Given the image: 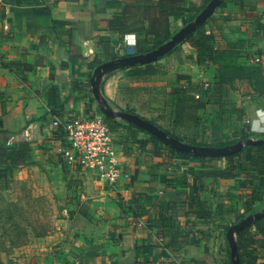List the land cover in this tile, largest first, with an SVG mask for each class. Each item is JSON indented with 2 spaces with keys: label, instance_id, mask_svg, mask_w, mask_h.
I'll use <instances>...</instances> for the list:
<instances>
[{
  "label": "crops",
  "instance_id": "obj_1",
  "mask_svg": "<svg viewBox=\"0 0 264 264\" xmlns=\"http://www.w3.org/2000/svg\"><path fill=\"white\" fill-rule=\"evenodd\" d=\"M147 1H162L168 7L172 37L188 24L186 21H198L213 2L168 0V5L167 0ZM220 1L223 4L214 8L208 28L216 53L235 49L242 63L250 64L260 57L259 64L264 68V0ZM140 2L0 0V130L3 126L8 130L9 144L28 141L32 148L30 163H48L69 180L73 178L85 190L82 198L88 199L84 212L88 216L77 212L64 218L56 230L23 246V258L19 261L21 264H29L31 260L34 264H236L233 245L227 234L229 245L224 247L221 230L224 226L226 230L231 225L237 226L253 215L250 218L255 221L258 217V221H252L253 226L246 233L254 238L251 244L254 252L249 261L264 264V206L252 214L260 198L243 197L249 190L239 185L245 171L232 177L200 173L226 169L229 158L220 157V153L250 145L252 140H264V101H239L241 107L227 106L229 110H237L225 130L235 137L224 147L204 146L225 149L219 153L191 147L190 137L195 132L191 134L188 126L175 122L176 112L171 120L163 121L165 127L141 116L140 110L130 112L151 123L150 128H145L122 116L119 110L104 105L99 109L104 100L102 91L97 90V78L131 67L115 65L98 73L97 65L129 56L127 40L138 41L144 36L134 25H127L121 33L111 23L115 16L123 15L124 6ZM192 32L173 47L175 51L169 57L157 61L176 65L175 71L192 83L204 81L212 85L219 64L216 59L201 62L203 58L188 40ZM192 57L195 64L191 63ZM159 71L151 75L122 74L121 80L117 74L110 76L104 85V99L124 105L121 91L130 89L135 78L156 77ZM116 78L118 86H123L120 89L113 86ZM190 82H184L183 87L187 88ZM103 109L119 123L114 129L116 141L124 168L131 174L116 185L96 181L91 172L65 158L62 131L53 124L56 117L71 119ZM199 124L194 127L198 130V141L207 138ZM155 127L160 133L154 131ZM172 146L203 155L177 153ZM30 163L12 173L20 174ZM5 173L0 171V185L7 182ZM177 192L180 202L188 198V212L175 217L176 206L167 202L169 194ZM233 238L237 243L238 232Z\"/></svg>",
  "mask_w": 264,
  "mask_h": 264
},
{
  "label": "rangeland",
  "instance_id": "obj_2",
  "mask_svg": "<svg viewBox=\"0 0 264 264\" xmlns=\"http://www.w3.org/2000/svg\"><path fill=\"white\" fill-rule=\"evenodd\" d=\"M162 27L165 28L164 24L160 23L158 29ZM141 39L143 40L144 37ZM159 41L155 40L154 43H159ZM140 47L141 49L153 48V46L143 43ZM177 49L180 51V47ZM174 51L175 48L171 52H166L150 60L158 65L159 76L138 77L133 80L130 89H127L128 86H124L127 90L120 93V98L125 102L124 105L112 99H104L103 90L110 76L117 74L116 77L121 80L122 74H127L130 70L119 68L115 73L106 74V77L103 75L98 77L97 90L102 91L101 97L104 100L102 104L100 103L99 109H102L104 105L107 108L119 110L121 115L123 112L140 110L141 113H138L141 116L160 127H165L163 121L171 120L177 111L178 96L186 89H190L183 87L184 82H190V80L187 77H181L175 71L176 65L170 66L164 61H157L163 56L169 57ZM225 51L221 50V53L216 56L219 64L217 75L226 84L224 98L220 101L215 100L216 102L205 101L204 105L200 107L198 124L200 123L199 125L205 132L204 136L207 137L200 138L199 141L202 144L229 143L235 137V134L225 131L229 129L232 118L235 116L225 115L222 112L223 108L231 105L241 107L242 104L239 101L248 103L264 101V68L259 64L260 62L242 63L237 50ZM194 60L192 57L191 63L195 64ZM117 78L113 86L120 89L123 86H118L120 82ZM197 83L190 82L188 86L191 87ZM207 128L210 130H205ZM187 129L191 134L194 131L196 138L198 130H194L193 126H189ZM5 175L6 186L0 189V264H21L19 260L23 258L21 254L23 246L31 245L35 237H42L56 230L60 221L72 216V213L87 212L88 199L82 198V193L85 190H81L82 187L73 178L69 180L64 173L48 163L33 162L26 166L20 174L12 173L10 175L6 171ZM92 176L96 181H100L94 173ZM76 184L77 187H75ZM68 213L70 214L68 215ZM229 227L235 229L237 226L235 224ZM221 231L224 232V247H227L229 245L228 229L226 230L224 226ZM234 235H237L236 230H234ZM29 264H34V261H29Z\"/></svg>",
  "mask_w": 264,
  "mask_h": 264
},
{
  "label": "trees",
  "instance_id": "obj_3",
  "mask_svg": "<svg viewBox=\"0 0 264 264\" xmlns=\"http://www.w3.org/2000/svg\"><path fill=\"white\" fill-rule=\"evenodd\" d=\"M167 4L170 3L167 0ZM223 4L222 1L219 2V6ZM162 7V9H161ZM168 7H165V3L162 1L151 2L147 0H142V2L136 5H126L123 7V15L115 16L111 27L113 29L119 30V32H124V28L127 25H134L142 33L144 39L139 38L137 44L134 47V53L130 55L143 56L150 53L152 50L160 47L167 41L171 39L173 33L169 29L168 21ZM199 12V10H198ZM130 16V14H132ZM210 15L203 19L200 24L194 29V31L188 36V40L191 46L195 47L197 54L203 58L201 62H207L212 59H216L217 54L212 38L208 35L211 21ZM191 21H186V24ZM160 23H163L165 28L158 29ZM151 36V37H149ZM155 40H160L159 43H154ZM70 42L72 43V37H70ZM151 45L153 48L147 47L146 49H141V45ZM155 46V47H154ZM172 50V49H171ZM169 50L168 52H171ZM228 52V51H225ZM154 61H145L143 63H138L134 65H129L131 70L128 71L129 75H151L158 72L159 68L156 67ZM107 63V62H106ZM105 63L97 65L103 66ZM94 64L90 63V67L94 68ZM210 83V82H209ZM190 86V85H189ZM189 90L186 89L182 94L178 96V104L176 111V123H181L186 126L196 127L198 125V118L200 116L199 109L203 105V102H214L215 100L220 101L224 98V90L226 89L225 81L220 79V76H216L214 83L208 88L203 87V83H197L191 85ZM192 92V93H191ZM195 94H199L200 97H196ZM215 101V102H216ZM225 115L235 114L236 109L229 110L227 106L222 109ZM106 120L110 127L114 130L117 128L119 123H115L112 119L111 114L106 115ZM115 123V124H114ZM8 130L5 126L0 130V171H9L12 174L14 169H19L24 165L31 162V145L28 141L23 140L14 143H8ZM177 140L179 136L172 135ZM158 138L157 136H155ZM159 139V138H158ZM232 141L229 142V144ZM191 147H224L228 143H213V144H202L195 137H191L189 141ZM172 149L177 153L190 154V155H203L202 152L182 150L172 146ZM220 157L227 156L229 158V165L226 169H216V170H202L200 173L205 174V176H219V177H232L238 175L239 172L245 171L243 174V179L240 180L239 185L241 188H249L248 192L243 194V197L260 198V203L258 208H256L252 214H257L261 207L264 206V144H245L238 148H233L231 151L222 152L219 154ZM11 171V172H10ZM249 172H252L249 175ZM197 181L201 182L202 179L198 174ZM6 185V184H5ZM5 185H0V189L4 188ZM173 190V189H171ZM183 201H179V192L169 194L168 204L170 206L175 205L174 216L177 217L181 214H187V201L188 198H183ZM84 216H88L87 213H83ZM251 215L250 217H252ZM264 218V215H263ZM258 221V217L255 218ZM240 223V222H239ZM252 224L244 227L238 232V241L233 245V251L237 256L236 264H251L249 259L253 256L254 248L251 246L254 238L253 235H247ZM231 227H228V230ZM233 264V263H232Z\"/></svg>",
  "mask_w": 264,
  "mask_h": 264
},
{
  "label": "built area",
  "instance_id": "obj_4",
  "mask_svg": "<svg viewBox=\"0 0 264 264\" xmlns=\"http://www.w3.org/2000/svg\"><path fill=\"white\" fill-rule=\"evenodd\" d=\"M128 54L134 53L136 39H128ZM261 62L260 57L255 58ZM209 82L203 84L204 88ZM196 97H200L196 94ZM54 126L60 128L66 146L63 148L64 157L75 162L85 171L94 173L97 178L111 185H116L131 174L124 168L121 160V149L116 141L115 131L110 127L104 112L63 119L56 117Z\"/></svg>",
  "mask_w": 264,
  "mask_h": 264
},
{
  "label": "water",
  "instance_id": "obj_5",
  "mask_svg": "<svg viewBox=\"0 0 264 264\" xmlns=\"http://www.w3.org/2000/svg\"><path fill=\"white\" fill-rule=\"evenodd\" d=\"M219 2H220V0H213L212 4L210 6H208L207 9L205 10V12L202 13V15L199 17L198 21L187 24L186 27H184L180 32H178L176 35H174V37L170 41L165 43L160 48L150 52L148 55H145L143 57L137 56V55H129L127 57H123L122 59H119L116 62L111 61L109 63H105V65L98 67L96 71L98 73L101 71H106V70L113 68L115 65L126 66V65H134V64H138V63H143L145 61H150V60H153L154 58H157L158 56L163 55L164 53L171 50L184 36H186L187 34L192 32V30L195 29L199 25V22L201 20H203V19L207 18L209 15H211L213 13L214 8L216 6H218ZM103 112L106 115L109 114V111L106 109H103ZM122 116H124L125 118H128L132 121H135L137 124H139L145 128L151 127V123L138 114L125 112L122 114ZM154 131L156 133H160V131L157 127L154 128ZM261 142H264V140H262V141H257V140L250 141L251 144L252 143L253 144H259ZM223 150H225V149L224 148H219V149L218 148H209V147H203L202 148V151L207 152V153L208 152L209 153H219ZM252 221H253V218L248 217V218L242 220L237 225V227L235 229L230 228L228 230V233H227L228 238H229V241L231 242L232 245H234V238H233L234 230L239 232L244 227L251 224Z\"/></svg>",
  "mask_w": 264,
  "mask_h": 264
}]
</instances>
